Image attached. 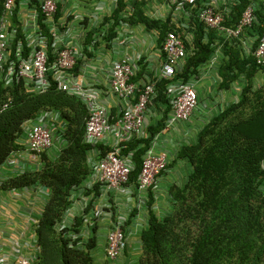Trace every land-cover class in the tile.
<instances>
[{"label": "trees", "instance_id": "obj_1", "mask_svg": "<svg viewBox=\"0 0 264 264\" xmlns=\"http://www.w3.org/2000/svg\"><path fill=\"white\" fill-rule=\"evenodd\" d=\"M151 2H137L134 14L129 15L128 1L120 0L112 17L104 19L105 26L111 25L105 30L104 41L116 38L121 23H127L132 28L143 25L149 31L159 30L157 39L162 47L171 16L164 20L149 17L146 11ZM236 3L228 25L238 23L251 2L236 0ZM200 5L187 7L189 16L183 14L179 36L190 52L177 80L189 82L220 54L217 58L223 87L229 88L241 76L247 84L238 103L214 115L197 134L195 143L181 149L179 157L188 161L192 172L184 187L171 189L172 212L163 219L151 216L142 231L143 253L138 264H264V85L257 88L253 85L258 70H263L256 64L254 52L264 34V1L257 5L253 28L243 33L242 40L234 41L206 29L196 14ZM59 6L62 10V5ZM94 36L101 34L91 31L84 40L91 43ZM79 65L80 62L74 71L78 72ZM165 85V82L159 85L155 103L166 109L151 124L150 138L134 140L123 150V155L133 153L134 169L129 184H138L144 154L151 148L154 137L166 127L171 106ZM8 100L11 103L3 110ZM47 111L62 115L61 120L66 123L65 146L56 158L47 152L42 154L40 171L2 180L0 190L38 186L50 190L35 227L40 248L37 264H94L95 242L82 244L77 235L83 217L76 218L73 226L60 230L76 201L82 194L91 192L87 188L92 175L88 155L93 147L84 139L89 112L79 97L57 86L40 93L29 90L23 81L10 87L0 82V174L10 157L26 150L22 143L23 124Z\"/></svg>", "mask_w": 264, "mask_h": 264}, {"label": "built area", "instance_id": "obj_2", "mask_svg": "<svg viewBox=\"0 0 264 264\" xmlns=\"http://www.w3.org/2000/svg\"><path fill=\"white\" fill-rule=\"evenodd\" d=\"M111 1L117 8L120 0ZM127 1V14H134L135 4L141 0ZM163 1L169 8L167 17L171 16V23L162 44L161 55L157 62L151 64L153 74L140 80L137 76L138 64L143 60V56L138 54L134 57L128 53L114 61L108 72L111 96L123 102L117 120L112 122L109 109L102 102L100 91L86 86L73 74L79 59L83 57L80 48L83 41L86 42V34L75 33V25H72L70 20L85 23L87 20L91 21L93 16L65 11L67 0H0V82H3L5 87H10L23 81L29 90L40 93L57 86L59 90L79 97L86 105L89 117L84 139L87 144L97 147L106 141L108 135L114 138L113 145L107 152L102 153L101 159L91 163L92 175L87 183L89 190L101 184L109 191L125 192L130 183L134 163L133 153L123 155V150L134 140L150 138V107L158 98L159 85L162 82L166 83L165 92L171 106L166 131L178 124L189 122L198 108L199 93L196 87L182 79L177 80L190 52L185 41L179 36L183 27V14L189 16L187 7H196L201 3L196 13L199 21L209 31H215L227 41H234L242 40L243 33L253 28L256 23L257 5L260 2L250 0L251 3L245 8L238 23L228 25L232 21L230 15L232 6L237 4L236 0H223L221 7L217 5V0ZM59 5H62V10ZM59 10L60 15L57 16ZM121 24L123 27L130 26L127 23ZM155 33L156 37L160 36L159 30ZM128 41L137 43L138 39L132 35ZM94 44L95 42L89 45L87 50L95 52ZM138 45L143 46V43L139 42ZM254 57L257 66L264 70V34L259 39ZM216 60L217 57H214L210 64H215ZM136 77L137 81H134ZM10 103L11 100H8L2 109H7ZM57 116L61 119L62 115L57 111H47L23 124L25 136L22 143L26 150L15 153L5 163L8 173L12 175L10 177L32 171L28 169V165L41 161L42 154L54 146ZM59 137L63 148L64 135ZM167 168V154H156L153 144L144 154L137 184L139 192H146L154 187ZM4 171L5 169L0 175ZM45 189L46 194L50 195V190L46 187ZM18 191L20 190H10L12 194ZM68 218L69 216L61 223L60 230L69 227ZM125 224L126 221L123 220L117 222L108 234L106 257L110 261H116L127 247ZM1 237L0 234V240ZM23 237V233L14 235L8 241L14 258L3 254L4 246L3 242H0V264H37L38 257L32 259L25 255L27 242Z\"/></svg>", "mask_w": 264, "mask_h": 264}, {"label": "crops", "instance_id": "obj_3", "mask_svg": "<svg viewBox=\"0 0 264 264\" xmlns=\"http://www.w3.org/2000/svg\"><path fill=\"white\" fill-rule=\"evenodd\" d=\"M216 3L221 7L224 1L217 0ZM114 9L111 0H67L65 8V11L71 10L93 16L91 21L87 20L88 22L85 23L70 20V23L75 25V33L86 35L91 31L95 35L101 33V38L94 36L91 43L86 41L88 45L83 41L80 48L83 57L79 59L78 72L75 70L73 74L86 86L97 88L100 91L102 102L109 109L112 122L117 120L123 107V102L111 96L109 90L107 75L112 63L126 53L134 57L142 54L143 60L138 64V76L141 80L153 74L151 64L157 62L162 48L155 31H149L143 25L132 28L131 26L123 27L121 24L117 30V37L105 42V30H108L110 25L105 26L104 19L112 16ZM156 18H161V16ZM132 35L138 39L137 43L128 41ZM93 42H95V52L87 50ZM139 42H142L143 46H139ZM246 50V52L249 51L248 48ZM219 55L217 54L216 57ZM219 70L217 58L215 64L201 68L198 76L189 80V83L193 84L199 93L198 108L194 111L190 121L178 124L167 131L164 129L155 136L156 140L152 143L155 153L167 154L168 169L157 179L154 187L146 192H139L137 184L131 183L127 185L125 192H117L109 191L105 186L97 184L91 189L89 195L82 194L69 211V226H73L76 218L80 220L83 217L84 219L83 224L78 227L79 234H77L82 244L89 241L95 242L92 250L94 264H138L143 253L141 234L147 228L151 216L163 219L172 212L171 189L175 186L184 187L192 172L188 161L179 157L181 149L195 143L197 134L214 115L238 103L247 84L245 77L241 76L229 88H224ZM253 85L256 88L264 85V70H258L253 79ZM165 109V106L158 107L156 103L150 107L148 118L150 125L158 121L156 118H159ZM55 126L57 129L54 146L47 151V155L51 158H56L62 149L59 136L64 135L66 123L57 116ZM113 143L114 138L108 135L105 142L93 147L88 155L90 164L98 162L102 153L107 152ZM24 156L29 158L25 154ZM4 169L5 171L0 175V181L12 176L8 173L7 167ZM28 169L40 171L41 161L30 163ZM96 186L98 187L95 188ZM49 196L43 186L23 189L13 194L10 190H0V234L2 235L0 242H3L4 255L14 258L8 241L11 236H19L23 233L24 241L27 242L25 255L32 259L39 256L40 248L35 227ZM121 220L126 221L127 247L116 261H109L106 257L107 237L115 224Z\"/></svg>", "mask_w": 264, "mask_h": 264}, {"label": "rangeland", "instance_id": "obj_4", "mask_svg": "<svg viewBox=\"0 0 264 264\" xmlns=\"http://www.w3.org/2000/svg\"><path fill=\"white\" fill-rule=\"evenodd\" d=\"M168 13L169 8L163 0H152L149 4L148 11H146L149 17L159 20H164ZM158 16H161V18H156Z\"/></svg>", "mask_w": 264, "mask_h": 264}, {"label": "clouds", "instance_id": "obj_5", "mask_svg": "<svg viewBox=\"0 0 264 264\" xmlns=\"http://www.w3.org/2000/svg\"><path fill=\"white\" fill-rule=\"evenodd\" d=\"M128 4V3H127ZM119 6V5H118ZM118 8V7H117ZM117 8H115L114 9V11L117 9ZM114 13V12H113ZM113 15V14H112ZM110 17H112V16H110ZM109 18V17H108ZM111 26V25H110ZM110 28V27H109ZM101 34V33H100ZM106 36V35H105ZM98 37V36H97ZM99 38H101V36L99 37ZM71 210V209H70ZM69 215V212H68V214H67V216Z\"/></svg>", "mask_w": 264, "mask_h": 264}]
</instances>
